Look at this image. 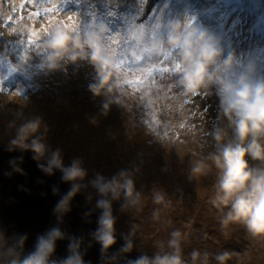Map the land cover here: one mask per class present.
Wrapping results in <instances>:
<instances>
[{
    "label": "rangeland",
    "instance_id": "rangeland-1",
    "mask_svg": "<svg viewBox=\"0 0 264 264\" xmlns=\"http://www.w3.org/2000/svg\"><path fill=\"white\" fill-rule=\"evenodd\" d=\"M224 1L227 0H37L36 5H30L26 0H0V142L20 148L13 143L20 138V129L38 119L39 127L24 143L31 145L36 140L45 151L47 140L52 134L56 136L50 107L52 102L64 101L56 95L70 98L72 88L78 87L73 78L86 80L92 71L97 73L88 59L70 61L65 57L56 69L41 67L45 33L58 22L70 29L71 23L92 20L91 24L96 25L99 19L107 18L103 24L109 36L103 41L105 53L124 90L119 95L120 106L101 102L97 105L96 110L107 124L96 118V126L109 138L104 139L108 157L103 154L95 162L108 180L121 171L129 173L140 193V205L128 204L123 194L116 200L111 199V194L101 197L88 189L85 180L69 181L92 207L99 208L101 199L110 200L117 235L149 257L161 243L168 250L171 232L180 230L187 264H192L193 250L207 252L208 264H218L214 254L223 250L232 254L225 264H264V233L253 235L240 222L222 229L220 213L211 204L218 177V169L208 159L218 146L212 133L223 129L228 133L225 141L232 136L221 107V86L214 82L192 96L177 83L182 72L178 50L165 49L158 56L152 53L169 22L179 19L185 29L208 31L218 40L225 56L233 55L231 70L220 74L224 80L245 76L251 83L264 81V0H234L223 9ZM53 3L60 4L62 11L30 15ZM8 16L12 21L5 26ZM76 31H80L79 27ZM34 32L35 41L29 42ZM141 34L144 39L138 42L136 36ZM113 40L119 43L113 45ZM130 52L142 60L132 63ZM174 64L180 65L179 71H145L171 69ZM66 82L69 93L63 85ZM86 83L80 96L93 92L90 86L96 83ZM96 104L97 101L90 103ZM45 112L47 116L42 114ZM94 147V142L86 145L88 150ZM37 158L41 160L39 155ZM197 162L207 166L204 174L192 173ZM250 165L256 166L257 162L250 161ZM156 193L164 196L160 204L153 202ZM14 260L19 261L0 228V264H12Z\"/></svg>",
    "mask_w": 264,
    "mask_h": 264
},
{
    "label": "clouds",
    "instance_id": "clouds-1",
    "mask_svg": "<svg viewBox=\"0 0 264 264\" xmlns=\"http://www.w3.org/2000/svg\"><path fill=\"white\" fill-rule=\"evenodd\" d=\"M107 31V26L103 24L92 26L81 32L65 28L57 23L44 35L41 45L43 53L41 67L56 69L65 57L70 61L88 59L95 67L98 79L96 84L90 86L91 90L97 95H100L102 91L105 94L111 93L114 83L109 72L114 70L113 63L106 55L103 46V36ZM136 39L142 42L143 34L136 36ZM165 49L178 50L182 72L177 83L186 93L196 96L201 88L206 89L214 82L221 86V107L228 120L232 136L225 141L227 132L223 129L213 132L212 135L218 146L216 151L208 156L218 169L211 204L220 213L221 228L223 229L229 223L240 222L253 235L264 233V81L251 83L245 76H240L235 81L224 80L220 74L231 70L233 55L229 53L225 56L218 40L208 31L198 27L185 29L183 22L179 19L169 22L165 33L155 41L152 53L158 56ZM39 124L40 121L37 119L22 126L19 140L13 143L24 148L31 147L37 155H42L43 144L36 140H33L31 145L24 143L27 136L37 130ZM250 161H258L259 166H251ZM52 166L62 169L65 180L83 179L85 175L84 170L79 166V161H74L69 168H62L58 153L53 154L47 171L50 172ZM206 167L203 162H197L192 168V173L204 174ZM93 183L102 196L111 194V199L116 200L123 194L128 204L140 205V193L135 190L133 179L127 172L121 171L111 180L97 176ZM76 187L74 185L68 197L61 201L58 210H67V200L75 193ZM163 201V195L159 193L154 195V203L160 204ZM97 206L103 209V213L98 221L99 229L95 238L103 249H108L116 242L111 201L101 199ZM154 218H156L155 214ZM181 237L180 230L172 231L167 241L168 250H163L164 244L161 243L159 250L153 256L142 255L131 264H187L183 258ZM62 238L61 232L53 229L46 237H39L35 251L22 260L10 245L19 259V261H12V264H56L54 261L50 262V257L55 249V241ZM132 246L129 241L124 250H130ZM76 248L75 243L70 244L69 250L72 255L60 261L59 264H83L81 257L76 254ZM231 255L225 251L214 258L218 264H225ZM190 256L192 264H198V262L208 264L207 252L193 250Z\"/></svg>",
    "mask_w": 264,
    "mask_h": 264
},
{
    "label": "water",
    "instance_id": "water-1",
    "mask_svg": "<svg viewBox=\"0 0 264 264\" xmlns=\"http://www.w3.org/2000/svg\"><path fill=\"white\" fill-rule=\"evenodd\" d=\"M49 167L30 148L0 143V228L20 260L53 229L63 237L55 241L50 257L56 264L72 255L73 243L83 264H131L145 255L133 246L125 251L127 242L115 229V244L103 249L95 238L103 211L90 206L77 187L67 200V210H58L74 185L64 179L60 168L52 166L49 172Z\"/></svg>",
    "mask_w": 264,
    "mask_h": 264
},
{
    "label": "trees",
    "instance_id": "trees-1",
    "mask_svg": "<svg viewBox=\"0 0 264 264\" xmlns=\"http://www.w3.org/2000/svg\"><path fill=\"white\" fill-rule=\"evenodd\" d=\"M235 2L236 1L234 0L224 1L222 5L223 9L231 6ZM260 3L261 2L259 1V4ZM91 23H93L92 20H89L88 22L81 21V23L79 24L80 31L82 32L84 30H87L92 26L106 24L107 18H105L104 20L99 19V23L96 25H92ZM107 37L109 36L104 35L103 41H105ZM103 46L104 50H106V44L103 43ZM109 75L112 77V82L114 83L113 91L111 93L105 94L102 91L100 95L92 92L89 96H80V89L88 86L86 82H98L97 73H94V71H92L90 76L87 77L86 80L80 79L78 77L73 78L78 83V87L72 88L70 98L63 97L60 94L56 95V98H61L62 100H64L56 101V103L52 102V105L50 107V110L53 114L51 116V122L54 126V129L56 130V136L52 134L53 136L47 140L48 145L45 151L42 155H39L42 161L50 163L53 159V154L58 153L62 168H69L74 161H79V166L85 172L82 180H85V182H87L86 186L88 187V189H91L94 193L99 194L101 197L104 196L100 194L98 189L94 186L93 182L96 180L97 176L104 177L106 180L108 179L106 176H104L101 169H99L100 164L95 161H97L98 158H102L103 154H105L106 158L108 157V155L106 154L108 151L104 149V139H108L109 136L104 130L102 132H99L98 127L96 126V118H100L101 120L106 122L102 114H99V111H97L96 109L97 105L99 106L100 104L99 102H101V104L111 103L112 105L120 106L119 95L123 94L124 90L122 86L120 87V82L118 81L117 76L114 74V72H109ZM91 76L92 79H90ZM63 85L67 88L66 93H69L67 82ZM94 97H97L99 100H94ZM95 101H97L98 104L90 105V103ZM54 110H57V113L54 112ZM42 114H46L47 116V112ZM79 114L81 115V119ZM85 134H87V136H85ZM81 135H84L85 137L83 136L80 138ZM94 136L96 137L93 138ZM91 142H94L96 147L88 150L86 148V145ZM256 162V166H259V162ZM133 173L135 174V171H133ZM79 184L85 186V184L83 183L79 182ZM222 252H225V250L220 251V253ZM214 255L216 256L218 254Z\"/></svg>",
    "mask_w": 264,
    "mask_h": 264
},
{
    "label": "snow or ice",
    "instance_id": "snow-or-ice-1",
    "mask_svg": "<svg viewBox=\"0 0 264 264\" xmlns=\"http://www.w3.org/2000/svg\"><path fill=\"white\" fill-rule=\"evenodd\" d=\"M26 2L30 5H36L37 3V0H26ZM21 8L24 7V4L22 3L20 5ZM53 11H62L61 7H60V4H55L53 3L51 7H41L38 11H35V12H32L30 13L31 16H34V17H39L41 15V12L47 14V13H51ZM12 21V17L11 16H8L5 20V26L8 25V23H10ZM69 21L71 22L72 21V17H69ZM60 23V22H58ZM79 27V24L78 23H71L69 25V28L72 29V30H76L78 29ZM36 33L34 32L30 37H29V42H34L35 41V38H36ZM119 43L118 41L116 40H113L112 41V44L115 45ZM129 55L132 57V63H139L141 60H142V57L139 56L137 53L135 52H130ZM123 63V62H122ZM116 67H121V65H117ZM173 71V72H176V71H179L180 70V65L179 64H174V66L169 69L168 67H163V68H149V69H146L145 71L147 73H151L152 71H157V72H168V71ZM127 83L131 84L133 83V81H128Z\"/></svg>",
    "mask_w": 264,
    "mask_h": 264
}]
</instances>
